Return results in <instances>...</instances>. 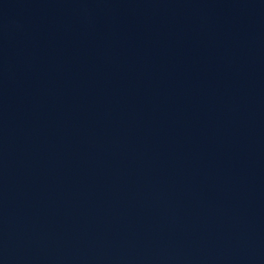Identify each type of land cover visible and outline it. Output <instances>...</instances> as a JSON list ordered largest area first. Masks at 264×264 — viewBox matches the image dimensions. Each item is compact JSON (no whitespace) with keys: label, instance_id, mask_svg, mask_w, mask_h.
<instances>
[{"label":"water","instance_id":"1","mask_svg":"<svg viewBox=\"0 0 264 264\" xmlns=\"http://www.w3.org/2000/svg\"><path fill=\"white\" fill-rule=\"evenodd\" d=\"M0 264H264V0H0Z\"/></svg>","mask_w":264,"mask_h":264}]
</instances>
